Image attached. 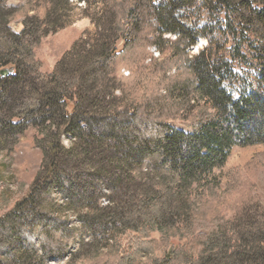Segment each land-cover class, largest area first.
I'll return each instance as SVG.
<instances>
[{"label": "trees", "instance_id": "1", "mask_svg": "<svg viewBox=\"0 0 264 264\" xmlns=\"http://www.w3.org/2000/svg\"><path fill=\"white\" fill-rule=\"evenodd\" d=\"M78 10L93 29L41 72V40ZM27 130L40 160L0 216V264H264V206L217 211L213 174L264 143V0H0V151Z\"/></svg>", "mask_w": 264, "mask_h": 264}, {"label": "rangeland", "instance_id": "2", "mask_svg": "<svg viewBox=\"0 0 264 264\" xmlns=\"http://www.w3.org/2000/svg\"><path fill=\"white\" fill-rule=\"evenodd\" d=\"M7 1L17 7L22 6L24 3V0ZM81 5L79 4V6ZM81 7L84 6L82 5ZM198 12H202V10H198ZM22 13L20 11L12 20L11 25L14 29L21 27ZM207 19L206 15L202 14L198 21L195 13H192L186 22L192 21V24L203 26L207 23ZM92 29L93 25L90 23L89 18L82 16V13L78 10L74 14L71 24L44 37L36 49L37 57L41 61V72H52L59 57L71 48L74 41L84 31ZM169 36V34H165L163 38H168ZM173 37L171 35L170 39H173ZM151 40L152 36L150 35L143 42L148 44L149 56L151 55L156 59V62L171 56L173 48L169 42L155 46L151 44ZM138 43H141V41ZM205 46L206 39L201 37L190 48L188 54L196 53ZM145 63H150L149 59ZM233 63L236 71L241 74L244 75L246 72H250L247 63L245 64L238 60H234ZM151 64H148L146 71H150L152 68ZM127 73V70H125L124 74L126 75ZM170 125L185 132H191L190 120H183L182 118L171 120ZM32 135L33 132L27 130L20 136L18 143L11 151H0V203H3L4 197L9 199L8 206L0 209V216L28 191V186L38 166L40 152L34 147ZM213 174L219 182L216 190L218 195L214 198V202L218 201L217 203H219L217 211H221L224 215H229L230 211L238 208L245 198L250 197V194L252 197H256L260 204L264 206V143L244 147L233 146L225 163L221 167L215 168ZM196 228L201 233H208L212 228V224L209 223V220H204L198 223ZM152 237L156 241H160L158 233H153ZM175 242L185 243V239L176 240ZM52 264H57V262L54 261Z\"/></svg>", "mask_w": 264, "mask_h": 264}, {"label": "water", "instance_id": "3", "mask_svg": "<svg viewBox=\"0 0 264 264\" xmlns=\"http://www.w3.org/2000/svg\"><path fill=\"white\" fill-rule=\"evenodd\" d=\"M17 26V25H16Z\"/></svg>", "mask_w": 264, "mask_h": 264}]
</instances>
